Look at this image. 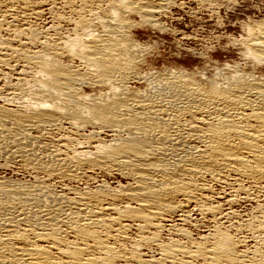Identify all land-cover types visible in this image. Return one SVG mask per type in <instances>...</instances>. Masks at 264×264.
Here are the masks:
<instances>
[{
	"label": "bare ground",
	"instance_id": "1",
	"mask_svg": "<svg viewBox=\"0 0 264 264\" xmlns=\"http://www.w3.org/2000/svg\"><path fill=\"white\" fill-rule=\"evenodd\" d=\"M181 1L81 7L61 36L0 0V264H264V213L253 253L221 229L264 207V22L237 62L142 70L131 29L162 32Z\"/></svg>",
	"mask_w": 264,
	"mask_h": 264
},
{
	"label": "rangeland",
	"instance_id": "2",
	"mask_svg": "<svg viewBox=\"0 0 264 264\" xmlns=\"http://www.w3.org/2000/svg\"><path fill=\"white\" fill-rule=\"evenodd\" d=\"M22 1L11 0L14 11H16L15 13H16V18L18 19V21L25 18L23 17L25 14L24 10H33V9L36 10V9L44 7L46 10H45L43 17H40L35 20H31V19L30 20L33 23L37 24L36 26L37 28H41V27L47 28V26L52 24V22L54 21L53 23L54 24L56 23L55 25L58 27L57 28L58 34L60 33L61 36H64L67 34L68 29H70V27L68 26L66 22L58 23L57 21L59 20V18L68 17L69 19H75V17H77L78 15L77 12H83L82 11L83 8L85 10L87 8L86 11L93 10L94 12L96 11V13L98 12L101 13L102 11L108 9L109 7L108 5H110L111 0H108V1L102 0L104 2H102L101 0L100 1L99 0L98 1L80 0V3H78L77 1L75 3H72L70 1L71 2V3L69 2L70 6H68L69 9L67 7L62 6L63 2H66L67 0H61V1L58 0L60 2H58L57 0H22ZM54 1H56V3ZM85 1L86 3L88 2L87 5H85L86 4ZM21 3H22V6L20 5ZM53 3L56 6H54ZM81 3H85V4H81ZM29 4L31 6L33 5V7L29 6ZM49 5H52L51 6L52 9H50L51 7ZM78 5H79V8H78ZM91 5L93 7H91ZM95 5H96V8H95ZM53 7L58 8V11L57 9ZM18 8L19 10H17ZM47 8H49L51 11ZM174 8L169 12V15L166 16V18H161L160 23H161V26L163 27L162 32L154 31L151 28H147V26L143 25L142 23H141L142 26L140 24L139 26L131 29L130 33H131L133 40H137L141 42L142 44L149 45L153 48V51L147 56L146 64L142 67V70L148 69V66H152L154 68H158V67L163 68L169 65V63L175 64L176 61H178L177 64H180L181 67H183L184 69L188 71H192V72L204 71L205 72V70H207L210 72L211 66L213 65H214L213 67H219L221 66V64H224L225 62L229 64L233 62H237L240 57L238 54V49L235 46V43L233 44L234 40L238 39L239 36L243 33V29L246 24L248 25V24H253V23L264 22V0H212V1L211 0H182ZM17 11L18 12L20 11L19 13L21 14H19ZM49 12L50 13L53 12V13L50 14ZM58 14H59V18H58ZM133 20L135 22L136 21L138 22L137 18H132V21ZM109 181L110 182L114 181V183L117 181H120L121 183L125 184V181L120 180L118 178L109 179ZM245 205L246 203L235 205L233 208V211H235L236 215L238 213L240 218H238L239 217L238 215L237 217H235L236 216L235 215L234 218H231V219L228 218L226 220L227 222L224 221V223L221 225L222 226L221 229H226L228 234L231 237H233V239L236 238L235 240L237 241L239 240L240 241L243 240V242L247 241V242H244L245 246H242L239 248V251L243 252L247 250L246 252L250 251V253L251 252L253 253L252 249L253 250L254 248L256 249L258 245L262 246L261 242L259 241L260 239H258L259 243L257 240L255 241V239H257V234L252 233L251 231L254 230L253 232H257V229L252 230V227L253 225L256 227L259 225V222H260L259 217L263 215L264 207L260 206L259 209L261 210H257L258 207L256 205H252V204H247V206ZM251 210L253 211L250 214L249 211ZM255 210H257L259 213ZM251 217L256 218V220H258V221H254V223H257V224L253 223V220L255 219ZM250 220H251V223H250ZM232 222H234V224ZM250 224L251 225L253 224L252 227H249L251 226ZM208 226L210 227L202 228L199 230L190 228L189 233L193 236L192 237L193 239H198L199 238L198 235L207 233L209 229L211 230L212 225L210 224ZM242 226H244L245 228H243ZM229 228L233 230L231 231ZM238 228H239V233L238 231L236 233V230H238ZM240 228L242 229V231H240L241 230ZM258 237H261V236H258ZM243 248L244 249L246 248V249L244 250ZM257 250H260L259 252L261 251L264 252L263 247H258Z\"/></svg>",
	"mask_w": 264,
	"mask_h": 264
}]
</instances>
